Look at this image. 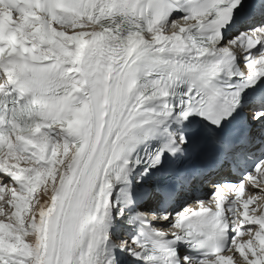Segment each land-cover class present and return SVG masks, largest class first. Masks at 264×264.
Segmentation results:
<instances>
[{"label":"snow or ice","instance_id":"6c2138e0","mask_svg":"<svg viewBox=\"0 0 264 264\" xmlns=\"http://www.w3.org/2000/svg\"><path fill=\"white\" fill-rule=\"evenodd\" d=\"M0 264H264V0H0Z\"/></svg>","mask_w":264,"mask_h":264}]
</instances>
